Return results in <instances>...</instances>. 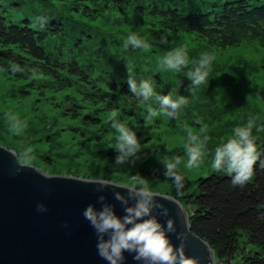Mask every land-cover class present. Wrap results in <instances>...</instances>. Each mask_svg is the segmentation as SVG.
I'll use <instances>...</instances> for the list:
<instances>
[{
	"label": "rangeland",
	"instance_id": "1",
	"mask_svg": "<svg viewBox=\"0 0 264 264\" xmlns=\"http://www.w3.org/2000/svg\"><path fill=\"white\" fill-rule=\"evenodd\" d=\"M30 1L0 0V12L14 22L26 18L32 23L45 20L30 9ZM149 1L184 10L202 0H131L132 4H147ZM212 1L216 0H207L206 6H210ZM93 3L100 14L87 17L73 15L65 6L57 3L58 11L65 15L68 13L75 20L62 37H48L47 46L55 47V40L60 38L63 43L70 45V50L76 48L75 51L83 58L98 56L100 60L96 59V68L107 69L112 74L136 67L143 73L158 74L161 82L152 84L157 93H171L174 97L183 95L188 97L189 103L179 111L176 119L161 115L146 123L143 116L148 105H143L135 118H125L123 123L141 135L139 140L143 150L134 167L131 164L115 166V157L108 154L111 149L108 146L115 145L117 135L107 120L110 112L100 115L102 128L90 122L93 106L88 103H84L79 117L72 119L53 105L54 101L67 104L69 100L78 98L73 89L54 93L45 91L44 94L38 88L25 90L28 87L27 80L5 74L0 65V134L14 144L18 151L31 147L36 165L99 177L102 174L104 178L120 181L127 182L130 175L139 173L158 180L153 189L177 196L172 182L164 178L161 162L166 163L173 157L187 160L184 150L187 139L185 126L191 127L196 133L201 127L206 128L209 140L205 148L208 155L200 168L188 169L183 162L178 165V171L185 178L183 195L194 191L198 176L213 170L211 161L215 147L231 138L233 129L246 124L250 116L258 118V130L253 129V137L258 144L264 143V45L257 41H246L238 46L214 48L191 32L180 31L175 34L165 30L154 17L148 13H138L132 5L108 10L99 5L101 0H94ZM43 10H46L45 6L40 9ZM78 30L86 31L90 41H84L78 35ZM131 33L148 41L150 50L125 51L121 46L122 41ZM161 37L166 42H162ZM76 40L82 41L78 47H74ZM180 47L187 49L189 65L205 52L215 57L208 83L201 84L191 94L187 77L158 67L159 58ZM5 113L15 114L27 122L21 135L15 136L8 131ZM81 120L88 124L90 131L98 132L99 136L86 139L76 133L73 128L82 127ZM185 208L188 209V205Z\"/></svg>",
	"mask_w": 264,
	"mask_h": 264
},
{
	"label": "trees",
	"instance_id": "2",
	"mask_svg": "<svg viewBox=\"0 0 264 264\" xmlns=\"http://www.w3.org/2000/svg\"><path fill=\"white\" fill-rule=\"evenodd\" d=\"M93 1L31 0L30 9L37 17L45 19L34 23L28 18L14 22L0 12V65L5 74L27 80L25 90L38 88L44 94L45 91L73 89L78 98L67 104L54 101L53 106L76 119L85 107L84 103H88L93 106L90 122L102 128L101 114L115 110L123 122L125 118H135L140 108L147 105L129 91L128 70L112 74L107 69H97L98 56L83 58L76 48L70 50V45L60 38L55 40V47L46 44V39L52 35L62 37L75 20L68 13L58 11L57 3L73 15L87 17L100 14ZM206 4L207 0H202L184 10L155 1L132 4L131 0H101L99 5L108 10L133 6L138 13L154 17L165 30L175 34L191 32L214 48L238 46L246 41L264 45V0H216L208 7ZM42 6L46 10L40 11ZM82 31L78 30V35L84 41H90L87 32L82 34ZM80 42L76 40L74 47L80 46ZM11 63L41 71L38 78L27 72L13 74L9 70ZM137 68L129 69L137 83L141 80H150L152 84L161 82L158 74L143 73ZM81 123L82 127L73 128L80 136L86 139L99 136L98 132L89 130L85 121ZM136 135L141 138L139 133ZM255 143L264 153V143L258 144L256 140ZM108 154L117 155L113 148ZM179 198L184 207L188 205L185 209L190 229L212 241L214 264H264V169L258 164L251 181L243 187H233L230 177L212 170L198 176L194 191Z\"/></svg>",
	"mask_w": 264,
	"mask_h": 264
},
{
	"label": "clouds",
	"instance_id": "3",
	"mask_svg": "<svg viewBox=\"0 0 264 264\" xmlns=\"http://www.w3.org/2000/svg\"><path fill=\"white\" fill-rule=\"evenodd\" d=\"M162 42H166L161 37ZM122 48L127 51L150 50L148 41L142 39L138 34L131 33L122 41ZM215 57L207 52L203 53L192 65L188 63V52L185 47L176 48L168 51L166 55L158 59V67L161 70H168L176 74H183L190 81L188 91L191 94L205 82L208 83L209 72ZM9 70L15 73H30L33 78H38L41 71L36 67H21L19 64L11 63ZM129 91L138 97L142 103L148 105L144 121L151 122L163 115L169 119H176L179 111L189 103L188 97L157 93L150 80H141L139 83L132 77L131 70H128L127 79ZM8 131L15 135H21L27 127V122L12 113H5ZM111 128L115 131V145H109L117 153L114 165L121 166L131 164L133 167L143 150L136 132L121 122L118 113L112 110L107 117ZM258 130V118L250 116L243 126L233 129V136L221 142L215 147L212 155L211 167L214 172L223 173L231 178L233 187H243L250 182L254 175V168L258 164L264 169V153L258 150L253 129ZM186 142L184 150L187 156L186 161L179 157H173L163 166L165 179L172 182V186L177 196L183 195L184 176L178 171V165L182 162L188 169H198L204 162L208 153L205 151L209 137L207 129L201 127L196 133L191 127L185 126ZM34 150L25 147L20 151L12 150L11 154L15 157L16 163L20 167H33L35 169ZM45 179L52 176L48 173L35 169ZM83 183H94L98 185L97 191H102L106 187L120 188L124 191H114L113 198L118 201L123 215L118 216L114 210V205L107 203L104 195L98 196L97 200L101 207L97 209L93 204H88L82 215L94 229L97 236V253L106 260L108 264H124L127 252L132 254L135 261L141 264H199V260L194 256L185 253L184 232H178L174 219L169 216V209L161 203L166 200L174 203L180 210L185 228L190 225V220L186 210L182 208L179 201L166 194L153 190L154 184L158 180L146 178L139 173L132 174L126 183H118L112 179L100 178L91 180L85 177L78 178ZM131 201V203H130ZM36 209L39 212L47 211L45 204L38 202ZM158 210V211H157ZM165 217L162 224L158 219ZM66 226V225H65ZM168 233L176 235L179 240L178 245H173ZM206 250L210 251L207 241H202ZM211 259V257H209Z\"/></svg>",
	"mask_w": 264,
	"mask_h": 264
},
{
	"label": "water",
	"instance_id": "4",
	"mask_svg": "<svg viewBox=\"0 0 264 264\" xmlns=\"http://www.w3.org/2000/svg\"><path fill=\"white\" fill-rule=\"evenodd\" d=\"M12 150L18 151L0 134V264H108L98 255L96 233L82 213L88 204L99 209L97 198L104 195L106 202L114 205L116 214L122 216L113 192L124 190L106 187L98 192V185L80 182L78 178L96 180L99 176L35 164V169L52 176L45 179L33 167L18 168ZM153 190L175 197L186 210L179 196ZM38 202L45 204L47 211H37ZM161 203L169 209L177 231L186 235V255L196 257L199 264H214L212 241L191 230L190 225L186 229L174 203ZM157 219L163 224L166 218L157 215ZM168 236L173 245L179 244L175 234ZM202 241H207L210 251ZM124 255V264H141L132 254Z\"/></svg>",
	"mask_w": 264,
	"mask_h": 264
}]
</instances>
